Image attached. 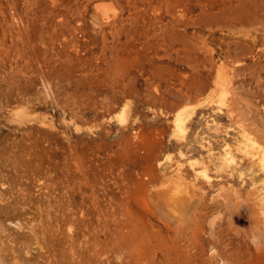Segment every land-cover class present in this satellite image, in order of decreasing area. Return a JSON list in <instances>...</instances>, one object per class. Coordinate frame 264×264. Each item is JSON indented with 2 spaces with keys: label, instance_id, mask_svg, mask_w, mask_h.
Returning a JSON list of instances; mask_svg holds the SVG:
<instances>
[{
  "label": "rangeland",
  "instance_id": "374dc122",
  "mask_svg": "<svg viewBox=\"0 0 264 264\" xmlns=\"http://www.w3.org/2000/svg\"><path fill=\"white\" fill-rule=\"evenodd\" d=\"M243 134L264 0H0V264H264Z\"/></svg>",
  "mask_w": 264,
  "mask_h": 264
},
{
  "label": "bare ground",
  "instance_id": "6f19581e",
  "mask_svg": "<svg viewBox=\"0 0 264 264\" xmlns=\"http://www.w3.org/2000/svg\"><path fill=\"white\" fill-rule=\"evenodd\" d=\"M99 6H101L103 8L102 5L99 4ZM100 7V8H101ZM96 8V7H95ZM105 9V8H104ZM103 9V11H104ZM96 10H98L96 8ZM101 10V9H99ZM106 10H108L106 8ZM102 11V10H101ZM112 11V10H111ZM105 13V11L103 12ZM107 13V12H106ZM106 13L104 14V19L108 20V16L106 15ZM115 13V12H114ZM102 14V13H100ZM114 15V14H113ZM219 87L222 89L223 87L219 85ZM225 87V85H224ZM175 126L177 129H180V125L179 122L176 121ZM244 132V131H243ZM248 133V132H247ZM250 136V135H249ZM242 138L244 139V146L242 147H238L239 151L245 156V158H248L252 163H255V165L259 168L261 175L264 176V148H260V146H258L256 143L252 142V140L248 139L246 134L242 135ZM228 152L224 151V156H222L221 158H218V162L220 163H226V164H231L233 161L231 160V157H228ZM201 178L203 180H205L206 182L209 181L208 176L203 172L201 175ZM253 179H250V181H252ZM170 184V183H169ZM173 185V184H172ZM167 186V185H166ZM254 186V185H253ZM257 186V185H256ZM173 187V186H171ZM170 187V188H171ZM255 187V186H254ZM162 188V187H161ZM164 188V187H163ZM168 188V186L166 187ZM165 188V189H166ZM253 190V188H252ZM159 191V190H158ZM164 191V190H163ZM165 193V192H164ZM167 194V193H166ZM254 196H255V202H253V208H252V214L253 216L256 218L255 222L257 223V229L254 233V235L251 237V242L255 243V244H259L260 241L264 242V187L263 188H259L257 190H255V192H253ZM160 195V194H158ZM157 195V196H158ZM171 195V194H170ZM169 196V195H168ZM177 196V195H176ZM159 197V196H158ZM162 198V197H161ZM166 198V197H165ZM174 198H178V197H174ZM171 199V196L170 198ZM167 199V200H168ZM185 199V198H184ZM184 199H182V202L185 201ZM179 200V199H178ZM163 201V200H162ZM169 201V200H168ZM167 201V203H168ZM171 201V200H170ZM165 202V201H164ZM178 202V201H177ZM181 203V201H179ZM182 205V204H181ZM173 209V208H172ZM183 209V208H182ZM160 211V210H159ZM174 211V210H173ZM178 211V210H177ZM176 212V210H175ZM165 213V212H164ZM168 216V215H167ZM178 216V215H177ZM181 216V215H180ZM180 219V218H179ZM180 221V220H179ZM256 225V224H255ZM257 244V245H258ZM213 253V252H212ZM214 254V253H213Z\"/></svg>",
  "mask_w": 264,
  "mask_h": 264
}]
</instances>
